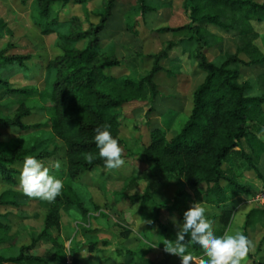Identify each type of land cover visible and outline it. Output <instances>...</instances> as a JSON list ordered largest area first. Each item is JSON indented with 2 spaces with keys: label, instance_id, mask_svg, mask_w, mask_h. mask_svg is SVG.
<instances>
[{
  "label": "rangeland",
  "instance_id": "374dc122",
  "mask_svg": "<svg viewBox=\"0 0 264 264\" xmlns=\"http://www.w3.org/2000/svg\"><path fill=\"white\" fill-rule=\"evenodd\" d=\"M107 1L83 0L65 7L57 4L54 9L59 12L63 26L59 28L60 34L46 35L39 26L36 0H29L27 5L20 0H0V52L29 58L24 68L0 64V77H5L12 88L32 87L43 92L48 64L63 53L59 48L60 35L67 36L76 27L65 22L76 19L81 30H88L91 25L100 23L98 17L105 11ZM185 1L149 0L152 11L144 12L140 0H117L101 39L103 50L112 52L121 65L105 74L139 81L153 68L151 56L164 51L168 42L180 44L187 39L188 32H172L191 24ZM251 1L264 4V0ZM219 10L227 25L234 24L240 17V13ZM252 25L257 33L253 44L264 56V22L252 21ZM202 26L206 33L218 38V41L209 38L210 47L204 51L209 61L220 64L226 54L236 53V31ZM170 54L171 58L180 55L184 60L182 65L170 59L162 61L164 70L156 77L159 95L155 100L134 101L123 107L119 137L123 141L120 147L125 164L119 169L101 168L82 178L71 179L66 148L53 136L47 126L49 118L42 109L50 106L48 99L38 97L37 107L22 121L25 127H34L33 130L0 128V143L8 146L6 153H11L17 141L29 139L30 135L37 137L49 155L40 160L50 168L51 175L63 180V189L70 185L78 193L84 206L83 211H62L59 226L49 228L48 236L41 238L55 200L49 202L26 196L19 184L23 166L19 164L14 168L12 180L0 175V201L14 203L0 204V225L3 226L0 239H4L0 242L1 253L13 256L21 248L29 247L30 255L42 256L54 249L52 241L55 240L66 253L67 264H73L74 258L79 264H149L148 261L181 264L178 256L166 253L164 245H159L160 237L172 239L167 234H159L158 229L163 226L177 234L179 228L172 222L173 217L182 224L184 212L199 202L206 208V217L214 221L217 236L226 231L229 234L239 231L252 241L251 255L242 264H264V205L255 200L264 188V133L254 132V138L245 139L241 144L243 155L224 165L225 169H232L236 181L245 188V191L230 190L224 206L211 203L215 198L208 195L206 186L194 189L168 175L154 180L143 175L151 170L144 150L151 142L152 132L160 129L168 140L180 134L190 116L193 93L205 77L196 71L198 64L194 57L185 54L180 45ZM263 76L264 64L240 65L239 82L250 83V97L264 94ZM19 106V99L7 95L0 86V117L15 119ZM262 120L264 129V110ZM56 161L61 162L60 169L54 167ZM134 183L136 187L132 188ZM227 184L223 182V186ZM134 195L141 199L136 204L129 199ZM91 245H95L97 251L90 252ZM154 245L158 247L152 248ZM193 257L191 264L206 262L205 255Z\"/></svg>",
  "mask_w": 264,
  "mask_h": 264
},
{
  "label": "trees",
  "instance_id": "16d2710c",
  "mask_svg": "<svg viewBox=\"0 0 264 264\" xmlns=\"http://www.w3.org/2000/svg\"><path fill=\"white\" fill-rule=\"evenodd\" d=\"M20 1L24 5L29 2ZM148 1L140 0L144 12L152 11ZM71 2L83 0H36L38 22L44 34H60L59 28L63 24L59 12L54 8L57 4L65 7ZM116 2L117 0L107 1L105 11L98 17L100 23L91 25L88 30H81V24L76 19L71 18L65 22L76 27L69 35H60L62 42L59 48L63 53L48 64L46 88L43 92L32 87L12 88L5 77H0V86L7 95L17 97L20 105L15 119L0 117V128L33 130L34 127H25L22 121L37 107L38 97L48 99L50 106L42 109L49 118L47 126L53 136L62 141L66 148L70 178L78 179L97 169H106L103 159L98 155L99 149L94 140L95 129L101 125L110 126L111 135L121 146L123 141L119 136L122 130L123 107L134 101L155 100L159 95L156 77L164 70L161 63L180 45L185 54L196 60V71L206 77L194 92V106L180 134L168 140L162 130L152 132L151 142L144 150V158L151 170L143 175L148 180L168 175L194 189L206 186L208 195L215 198L211 203L224 206L230 190L245 191L236 181L232 169H225L224 165L243 155L241 144L245 139L253 137L254 132L264 133L261 127L264 94L250 97V83L239 82L240 65L250 67L264 64V56L253 44L257 33L252 25V21L264 22V4L251 0H186L184 8L189 14L191 24L172 32H188V38L183 39L180 44L168 42L164 51L151 56L152 70L139 81H134L105 74L107 70L121 65L112 52L103 50L101 39L102 32L113 16ZM219 9L240 13V17L234 24L227 25L223 22ZM202 25L236 31V53L226 54L220 64L209 61L204 52L210 47L209 38L214 41H218V38L206 33ZM28 59L0 52V64L4 66L24 68ZM262 81L264 85V76ZM38 141L34 135H30L29 139L23 138L16 142L11 153H6L8 146L0 143V175L3 179H13L14 168L23 164L25 156L32 155L38 159L49 156ZM225 181L228 184L223 186ZM135 187L136 183L132 188ZM129 199L133 204L141 200L136 195ZM0 204L14 203L0 201ZM142 206L141 204L140 210ZM71 209L83 211L84 206L78 193L68 185L56 197L55 206L46 220L47 228L41 238L48 236L49 228L59 226L62 211ZM2 229L3 226L0 225V230ZM158 232L169 235L173 241L177 236L163 226L159 227ZM3 240L1 238L0 242ZM52 242L55 244L54 249L42 256L30 255L29 247L21 248L13 256L0 252V264H67V255L63 248L60 249L55 240ZM185 243L192 256L204 255L203 250L187 236ZM89 251L95 252L97 247L91 245ZM250 255L249 251L247 257ZM148 263L153 264L150 261ZM73 264H79V260L74 258Z\"/></svg>",
  "mask_w": 264,
  "mask_h": 264
},
{
  "label": "clouds",
  "instance_id": "9594fccd",
  "mask_svg": "<svg viewBox=\"0 0 264 264\" xmlns=\"http://www.w3.org/2000/svg\"><path fill=\"white\" fill-rule=\"evenodd\" d=\"M109 127H97L94 140L104 167L119 169L124 166L125 160L122 158V148L118 140L111 135ZM54 167L60 169L61 162L56 161ZM19 184L26 196L49 202L54 201L63 188V180L51 175L50 168L45 166L44 161L32 155L24 158ZM172 222L179 228L176 239L173 241L160 237L159 245H164L166 253L178 256L181 264H191L194 259L187 251L186 236L203 250L207 257L204 264H242L252 247V241L239 231L232 234L226 231L222 236H217L213 228L214 221L206 217L203 203H194L185 211L182 224L178 223L175 217ZM156 247L158 246L154 245L152 248Z\"/></svg>",
  "mask_w": 264,
  "mask_h": 264
},
{
  "label": "crops",
  "instance_id": "0c3cea01",
  "mask_svg": "<svg viewBox=\"0 0 264 264\" xmlns=\"http://www.w3.org/2000/svg\"><path fill=\"white\" fill-rule=\"evenodd\" d=\"M178 47H179V46H178ZM180 47H181V46H180ZM181 49H182V51H183V48H182V47H181ZM182 54H183V53H182ZM168 59L173 60L174 62L176 61V63L179 64V65H182V62H183V60H184L183 57L180 56V55L177 56V57L171 58V54H170V57H169ZM205 77H206V75H205ZM205 77H204V80H205ZM204 80H203V82H204ZM203 82H202V83H203ZM202 83H201V84H202ZM201 84H200V85H201ZM194 92H195V91H194ZM193 95H194V93H193ZM193 106H194V104H193V98H192V103H191L190 110H189L188 113L191 114V111H192V109H193ZM263 189H264V188H263ZM263 189H261V190H263ZM261 190H260V191H261ZM260 191H259V192H260Z\"/></svg>",
  "mask_w": 264,
  "mask_h": 264
},
{
  "label": "built area",
  "instance_id": "2783aa9c",
  "mask_svg": "<svg viewBox=\"0 0 264 264\" xmlns=\"http://www.w3.org/2000/svg\"><path fill=\"white\" fill-rule=\"evenodd\" d=\"M255 200L261 202L264 205V189L258 192Z\"/></svg>",
  "mask_w": 264,
  "mask_h": 264
}]
</instances>
